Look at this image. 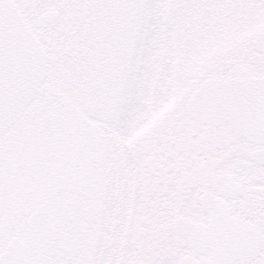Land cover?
<instances>
[{
    "label": "rangeland",
    "instance_id": "374dc122",
    "mask_svg": "<svg viewBox=\"0 0 264 264\" xmlns=\"http://www.w3.org/2000/svg\"><path fill=\"white\" fill-rule=\"evenodd\" d=\"M12 1L46 48L42 87L75 107L78 117L70 118L69 139L47 137L35 126L32 135L24 127L0 157V222L20 208L23 217L9 231H20L22 238L25 214L46 202V221L31 254L35 264H175L190 252L170 221L179 215L204 218L197 202L202 187L197 182L183 192L127 189L123 151L136 153L128 156L135 163L145 139L157 142L170 122L186 120L184 101L205 77L230 75L238 65L264 77V54L250 40L264 29V0H118L121 13L115 21L112 16L110 33L103 30L108 38L95 51L98 61L82 56L69 63L56 29L41 21L43 12L55 10L51 0ZM66 66L73 73H65ZM228 135L229 143L213 151L217 165L202 176L210 182L218 172L232 173L244 187L235 203L252 213L264 203V165L246 157L251 144ZM113 144L119 151L117 187L109 160Z\"/></svg>",
    "mask_w": 264,
    "mask_h": 264
},
{
    "label": "water",
    "instance_id": "95a60500",
    "mask_svg": "<svg viewBox=\"0 0 264 264\" xmlns=\"http://www.w3.org/2000/svg\"><path fill=\"white\" fill-rule=\"evenodd\" d=\"M41 20L45 26L53 27L58 22V13L45 11ZM250 40L253 48L264 54V29L253 33ZM47 62V54L15 3L0 0V134L18 118L37 92L45 78ZM233 73L227 79L205 78L184 101L183 112L203 124L231 125L244 139L254 144L264 143V78L250 75L243 66L235 68ZM44 100L50 102L52 94L46 93ZM42 122L49 132L71 134L59 115L45 116ZM246 155L264 164V149H252ZM212 185L223 196L241 194V186L228 172L215 175ZM198 204L205 212V223L177 216L170 226L175 234L185 238L191 253L207 251L208 257L195 259L183 255L176 264H232L234 260L246 261L255 256L261 241L255 225L232 216L227 203L218 195L202 192ZM45 214L43 204L34 207L25 221L24 239L8 240L0 253V264H33L29 255L45 222ZM4 240L0 228V241Z\"/></svg>",
    "mask_w": 264,
    "mask_h": 264
},
{
    "label": "flooded vegetation",
    "instance_id": "af4514ba",
    "mask_svg": "<svg viewBox=\"0 0 264 264\" xmlns=\"http://www.w3.org/2000/svg\"><path fill=\"white\" fill-rule=\"evenodd\" d=\"M236 67L237 66H235L231 70L230 75L226 74L219 77H233V70ZM46 92H48V90L40 86L36 96H40L41 98H39L37 101H34V99L32 98L26 105L24 110L21 112L17 120L0 135V157L5 153L6 150L11 147L12 143L15 140L17 141L18 135L22 132V130L25 129L24 127L30 128L32 135L33 126H35L34 128L37 132L43 133L50 138H52L54 135H57L62 139H69L73 136L72 121L70 120V118L74 117L75 119H77V109L75 107L71 108L70 104H68L65 100H61L56 93L52 94V100L50 102L45 101L43 99V95ZM33 113H35L34 116ZM52 114L59 115L62 119L65 120L69 130L71 131L70 135L64 134L58 130L55 132H49L43 128L42 119L45 116H49ZM175 123L170 122L166 126V129L163 132H160L161 134L159 133L158 135H156L157 137L155 138L157 142L150 143V140L145 139V141L140 144V146L138 147V149H140V154L137 157V162L134 163V161H132L133 163L131 164V161L129 160V157L133 158V155H135L136 153L130 152V156L129 153L123 151L124 153L122 155H124V159H122V162H125L126 171H129V173H125V178H123L124 180H126L125 183L128 182L127 189L132 188L133 190L134 188H136L137 191H142V193L152 192L157 189L183 192L187 190V188H193L197 185L198 182L202 187V192H209L220 196L212 186V179L217 173L211 178L210 182L208 177L203 179L202 175L205 174L204 176H208L209 173L213 171L212 169L216 164L214 162L215 164L213 166L212 161L214 158L213 151L215 150V147L221 144H228V140L230 138L228 134L234 132V130L230 125L212 126L190 119L179 120L178 123L175 121ZM18 124H20L19 126L22 127V129H20V127H17ZM234 134L237 135V133L235 132ZM153 135L155 136V133H153ZM111 140L113 141V139ZM246 142L253 146V148L250 149H264V144L255 145L249 141ZM112 146L115 148V156H109V160L111 161V163L114 162L115 159L117 160L116 157L119 154V151L117 150V144L116 147L114 146V144ZM114 163L115 167L112 170V181L116 186V183L118 181V164L117 162ZM133 168H136V173H132ZM201 170H204L202 174L200 172V175L193 176V174L199 173V171ZM174 175H177V177H173ZM161 183H167L169 186L165 188H158ZM240 186V196L220 197H222L223 200L227 203L228 211L232 216L241 219L242 222L250 223L257 227V230L261 235V241L258 246L257 252L252 259L246 261L234 260L232 264H264V203L258 205L257 208L254 209V212H252L253 215H251L252 213H250V211H246L244 206L238 207L235 203V200L240 199L244 195V187L241 183ZM181 197L183 198L184 194H181ZM37 204L44 205L47 217V204L44 201H39L38 203L32 205V208L29 209L28 213L25 214L24 221L33 207ZM180 207L181 204H178V208ZM179 216L190 218L184 215ZM3 217L4 219H2L0 222V228H3L5 240L9 239L10 237L19 238L21 232H10L9 226L10 223H17L22 219L23 214L21 212V209H18L16 207L14 213L12 214V218L10 217V213L8 215V218L6 217V215ZM190 219L202 223H205L206 221L205 214L202 220L192 218ZM23 236L24 229L22 238ZM5 240L0 241V244H3L2 251L4 250L6 244ZM31 254L32 252L30 253V260L33 264H35L31 259ZM189 255H191V253ZM193 257L195 259H205L208 257V252L204 251L203 253L195 255Z\"/></svg>",
    "mask_w": 264,
    "mask_h": 264
},
{
    "label": "trees",
    "instance_id": "16d2710c",
    "mask_svg": "<svg viewBox=\"0 0 264 264\" xmlns=\"http://www.w3.org/2000/svg\"><path fill=\"white\" fill-rule=\"evenodd\" d=\"M50 3H52L50 6H56L53 8L57 12L60 11L63 14V16L60 15L62 18L59 16V21L53 28L56 29L58 44L63 46L61 55H63L64 61L67 60L69 63L70 59H74L73 61L78 60L79 62L82 56H88L98 61L95 51L99 47V42L107 41L106 33H110L114 29L111 24L112 16L115 21L121 13L118 0H51ZM102 25L106 27H102ZM104 28L107 32H103ZM114 41L116 40L114 39ZM50 52L53 55L51 50ZM104 54L109 55L110 53L104 52ZM73 71V67L66 66L65 73L70 75ZM199 173H195L193 176Z\"/></svg>",
    "mask_w": 264,
    "mask_h": 264
}]
</instances>
